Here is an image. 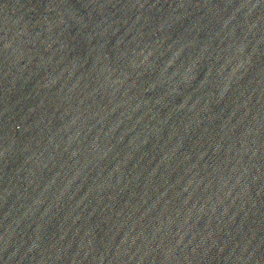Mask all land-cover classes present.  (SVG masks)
<instances>
[{
  "label": "water",
  "instance_id": "obj_1",
  "mask_svg": "<svg viewBox=\"0 0 264 264\" xmlns=\"http://www.w3.org/2000/svg\"><path fill=\"white\" fill-rule=\"evenodd\" d=\"M0 264H264V0H0Z\"/></svg>",
  "mask_w": 264,
  "mask_h": 264
}]
</instances>
